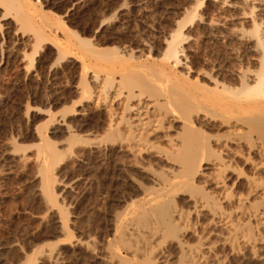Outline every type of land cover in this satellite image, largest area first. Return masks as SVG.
Wrapping results in <instances>:
<instances>
[{
	"label": "rangeland",
	"instance_id": "obj_1",
	"mask_svg": "<svg viewBox=\"0 0 264 264\" xmlns=\"http://www.w3.org/2000/svg\"><path fill=\"white\" fill-rule=\"evenodd\" d=\"M193 5L192 0H33L28 7L35 16L36 25L42 24L44 16L55 29L51 31L45 27L47 39L36 47L39 43L35 45L30 40V32L20 27L19 22L15 24V11L10 13L7 10L8 14L0 4V31L4 33L0 38V264H22L27 255H32L38 264H135V257L128 253L129 247L134 249L144 245V248L145 243L149 249L156 247V251L160 250L157 248L159 245L166 248V264H182V258L177 257L181 256L177 255V247H173V238L170 242L172 236L168 238L165 234V239L164 235H157L150 239L146 229L148 225L158 223L157 216L150 214L146 224L134 221L132 215L141 209L150 211V199H159V194L164 193L155 184L156 178L162 175L165 178L169 170L175 173L177 168L171 164L173 160L164 159L169 155L170 147L166 137L165 140L162 138L163 133L175 136L185 126L179 122L165 123L163 129L149 135V143L154 150L151 147L147 150V143L148 147L144 146L147 151L143 148L140 155L130 152L137 144L124 139L126 129L108 130V114L104 106L112 103L113 98H108L109 103L99 100L97 104L74 90L75 85L81 82L85 68L93 70L100 65L101 69H106L80 47L76 36L87 39L97 48H118L125 56L133 52L131 55L140 56L136 62L152 63L154 58L162 55L163 39L173 29L174 22L184 18L182 22H185L184 12ZM202 5L198 11L201 16L207 18L215 13L212 2ZM219 13L212 16L226 20L225 29L209 31L200 17L192 22L186 21L183 33L195 38L184 44L188 50L186 60L190 72L186 74L185 70L181 72L178 69L180 77L194 79L197 73L206 71L221 80H228L231 70L253 66V53L248 43L232 38L228 33L230 28L240 26L235 12L226 10ZM253 14L264 17V9ZM244 27L249 29L246 24ZM59 48L67 54L65 57L58 55ZM30 56L35 59L33 65L30 64ZM118 100L113 103L117 105ZM202 116L200 113L192 122L193 128L198 129L202 125L199 121ZM59 118L64 119L65 124L62 125V120L56 121ZM64 125L71 127L72 135L81 137L85 143L79 139L80 142L72 141L71 144ZM262 126L250 131L246 128L248 133L245 130L241 136V144L234 146L237 156L231 164L236 168L234 171L241 172L243 177L235 180L236 173L226 185L231 197H248L246 207L260 209L264 208L261 198L255 196L246 178L253 177L264 183V167H261L264 159L255 149L264 141ZM202 130L211 139H215L217 132L225 139V129L218 131L217 128L209 130L202 127ZM40 131L59 152V159L52 167L54 180H57L55 205L42 191L41 158L38 156ZM114 133H117L115 137L112 136ZM127 142L133 144L128 146ZM167 148L168 153H161L160 149ZM157 150L161 155H157ZM220 151L219 145H215L201 159L210 162L224 153ZM202 168L203 175L194 178L192 183L179 187L173 183L175 189L161 194L162 201L181 210L185 216L189 215L186 221L184 218L183 221L177 220L179 229L186 226L190 229L184 241L194 249L201 243L205 247L210 246V249H205L207 264H264L263 242L257 241L256 247H252L256 254L249 247L237 245L241 248L234 249L237 246L224 242L227 230L223 226L213 224L207 216L197 218L191 212L189 198L198 190H209L217 196L223 195L225 190L216 189L213 185L222 175L220 172ZM233 198L223 207L226 211H234V222L243 229L246 227L244 231L251 240L264 238V229L257 231L254 221L245 220ZM63 218L65 227L61 223ZM120 220L132 226L128 228H133L135 236L122 240L116 228ZM134 228L143 234L147 231L148 237H141L143 234ZM164 230L162 234L166 233Z\"/></svg>",
	"mask_w": 264,
	"mask_h": 264
},
{
	"label": "bare ground",
	"instance_id": "obj_2",
	"mask_svg": "<svg viewBox=\"0 0 264 264\" xmlns=\"http://www.w3.org/2000/svg\"><path fill=\"white\" fill-rule=\"evenodd\" d=\"M31 1L33 0H0V4L2 5V8L3 6L5 7L6 12L7 10H9V12L15 11V19L17 20H15V24L19 22L17 24H21L22 26L20 27L24 29L26 28V30L30 32V40L34 41L35 45L39 43L36 45V47H38L47 39V37L45 38L46 31L44 28L48 27L51 31L54 28L50 21L44 16L42 24L36 25L34 20L35 16L29 9L30 7H28V5L30 6ZM192 1L194 5L190 8L188 7L189 9L184 12L186 13L184 14L185 17H187L185 22H182L185 19H182L183 17L181 18L182 20H176V22H174L173 29L168 32L163 39L164 50L162 55L154 58V62L151 61L152 63L147 62L142 64L136 62L140 56L137 54V56L131 55L133 52L131 54L129 53V56H125V54L121 53L120 50L118 51V48H116L117 50L113 47V49H110L109 47L97 48L92 46L93 44H91V42L87 39L76 36L77 43L80 47L90 53L98 64L102 63L101 65L106 69H101V67H99L100 65L96 67V69L93 68V70L85 68L83 77L81 76L82 80L80 83L75 85L74 90L79 93L81 92L85 95V97H88V99L91 98V100H94L97 104L99 100H104V103H109L108 98H113V100L111 99L112 103L104 106L106 107V113L108 114L107 126L110 129L107 126H105V128L107 127L109 131L114 129L115 132L119 129L125 128L126 130L124 131L127 132V136L123 138L131 139L134 141V144H137L136 148H132L133 150L130 149V152H136L135 154H138L139 152L141 153L143 148L145 151L150 150L152 144L151 142L149 143V137L153 134V132L158 131L163 126L165 127L163 124L171 122L182 123L183 126H185L183 131L177 132L175 136H170L168 133H163V137L161 135L163 139L166 137L165 139L169 142L168 147H170L169 149L171 151L168 150V148L163 149V151L160 149V151L161 153H168L169 151L168 156L164 153V156L166 155L164 159L166 158L165 160H169V162L173 160L174 164L173 162L171 164L176 165L177 170L175 168V173L169 170L168 175H165V178L163 177L164 175L157 178L155 177L156 180L158 179L157 181L154 180L155 184L161 187L164 193H168L172 189H175L176 186H174V184H177V187H179L190 183L197 176H200L201 174L203 175L201 167H204L202 169L213 168L217 172H220L222 174H219L221 177L219 176V179L217 178L215 181L214 179L211 181H214L213 185L216 189H221L222 191L225 189L224 193L220 191L223 195L217 196L212 192L210 193L209 190L205 191V189L198 190L194 196L189 198L192 206L191 212H193L197 218L202 215L207 216L213 224L223 226L227 230L226 236L224 235L225 237H223L224 242H231L234 246L239 245L241 247H249L253 250L255 248L252 247L255 246L257 241L264 243V238H255L254 240H251L252 238L248 237V234L245 232L246 227L243 229L239 224L234 222V211H226L223 204L234 197L235 199H233L237 202L238 209H240V215L243 216L245 220L254 221V228L257 231L261 228L264 229V208L260 209L258 207L255 208L254 206L246 207L249 198L243 197L242 195H238L237 197L232 195L231 197V194L227 191L226 187L227 181L232 180V176L238 172L234 171L236 168H233L232 165V159L237 156L236 152L233 151L234 146H239L241 144L240 138L245 133V130L248 133V128L250 131L256 127L259 128L260 125L264 126V17H262L261 14V16L259 15L258 17L253 14L254 11L257 12L258 10L261 11L264 9V0ZM204 2H212L213 12H215H212L213 14L207 18L206 16H201L198 12L199 9H201L200 6H203L202 4ZM226 10L235 12L236 20L240 24V26L238 25L234 28H230L228 33L232 38L234 37L237 40L248 43L253 53V66H240L231 70V78L228 80H221L214 74H211V72L208 73L206 71H200L194 79L180 77L178 75V69L180 71L185 70L186 74L190 72L187 65L188 60H186V51L188 50L187 46H184V44L187 43L188 39L194 40L195 38L191 35L189 36L183 33V29L187 26L185 25L186 21L188 20L189 22H192L197 17H200L199 20H201L202 23L210 29L209 31L217 30L221 27L225 29L226 20H217L212 15L221 11L226 12ZM9 12L7 13L9 14ZM244 24L248 25L249 29H247V27L245 28ZM20 27L18 29H20ZM1 35L3 37L4 33L0 31V38ZM58 55L65 57L67 54H65L63 49L59 48ZM33 63H35V59L34 57H31L30 64L33 65ZM117 99L120 100H118L119 103L116 105V103L114 104L113 102ZM27 109L28 107L26 110ZM200 113L203 115L202 119L199 120L202 121V125L198 129H195L191 125ZM59 120H62V118H59L56 121L61 122ZM62 121V125L65 124L64 119ZM58 122H56L57 125L60 124H58ZM121 125L123 128H120ZM64 126H66L65 128L68 132L67 134H69L71 144L72 141L73 143L81 141V137H74V133V135H72L71 127H67V125ZM202 127L209 130L217 128L218 131L225 129V139H222L223 135H218V132L216 135L214 134L215 139H211V137L202 130ZM115 134L117 133H114L112 136ZM39 138L41 144L38 156L40 155L41 158V175L43 181L42 191H44L45 197L47 196L48 200L55 205L57 201H55L54 189L57 186V180H54L52 172L54 169L52 170V167H55L56 164L54 165V163H56L59 159V152L54 143L49 141L46 134L42 131L39 132ZM118 138L120 137L118 136ZM131 140L127 141L131 142ZM147 143H149V147L147 146ZM131 144H133V142ZM131 144L128 143V146ZM215 145H219L221 151L224 152L221 153V155H224L225 157L220 155L216 157V159H212L210 162L201 159V156L203 154L210 153ZM128 146L127 148H129ZM144 146L149 149L146 150ZM256 146L257 147L255 149H257V152H259L261 157L264 159V141ZM131 147L132 146H130V148ZM160 151L157 150V155H161ZM162 156L159 157L163 159ZM261 167H264V162L261 164ZM241 174V172L237 173L235 180H238L241 176L243 177ZM252 178L247 177L246 180L248 184L251 185L250 188L253 187L255 196L260 197L261 204L264 205V183L257 182L254 178ZM164 193L161 194L163 195ZM158 194L159 193H157V195ZM161 194H159V199H154V197L150 199V211L141 209L138 213L132 215L134 218L133 220L143 221L146 223L149 218L148 216H157L158 223L156 222L157 224L155 225H152V223L151 225H148L146 229L149 233L150 239L156 237L157 235H164L163 238L165 237V234L168 235V238L172 236L169 239L171 242V239L173 238L172 241H174L173 243L175 246H173L174 244H171L172 242H169L168 244L172 245L174 248L177 247V250L179 251V254L177 255H181L177 257L182 258V264H207V256H205V253L206 250L211 247H205L201 243L198 247L195 245L196 248L194 249L184 241V236L187 235L186 233H188L187 231L190 229L188 230L187 226L179 229L180 226H178L177 220H182L183 218L187 219L189 215L185 216L181 210L173 207V205H170L166 201H162ZM62 209H60V211ZM191 212L189 214H191ZM121 221L122 220L119 221L116 228L117 232L120 233L119 235L122 240L128 236L129 238L130 236L131 238L132 236H135L133 228H128L131 225L127 226V224L122 223ZM61 223H63L64 227L66 226L65 218H63V222L61 221ZM206 223L207 221L205 224ZM163 230L166 233L163 232L164 234H162ZM136 231L139 233L141 232L137 229ZM191 231H193V229ZM146 232H144V234L141 232L140 235L143 234L141 237L143 236L144 238V236H146L145 238H147L148 233L146 235ZM140 235L138 237H140ZM141 237L140 240L143 241L144 239ZM156 239H158V237ZM159 242L158 244H160ZM145 245L146 247L144 248V245L142 247H140V245L134 249L129 247L130 250L128 253L135 257V264H166V248H161L162 245L161 247L159 245L157 248H160V250L156 251V247H151V249H149L146 243ZM169 247L170 246H168V248ZM240 248L237 246V248L235 247L234 249L238 250ZM238 252L240 253V250ZM252 252H254L253 254H256V251L253 250ZM35 261L32 259V255H27L26 261L22 264H38Z\"/></svg>",
	"mask_w": 264,
	"mask_h": 264
}]
</instances>
